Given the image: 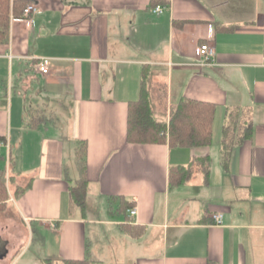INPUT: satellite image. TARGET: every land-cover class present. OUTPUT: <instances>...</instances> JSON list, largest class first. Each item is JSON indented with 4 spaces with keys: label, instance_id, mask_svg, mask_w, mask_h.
Segmentation results:
<instances>
[{
    "label": "crops",
    "instance_id": "obj_1",
    "mask_svg": "<svg viewBox=\"0 0 264 264\" xmlns=\"http://www.w3.org/2000/svg\"><path fill=\"white\" fill-rule=\"evenodd\" d=\"M28 1L39 6L34 21L12 18L0 43V141L10 144L9 158L0 149V176L14 219L0 236V264L18 257L30 221L55 228L56 261L264 264V0ZM208 40L214 61L200 64L195 50ZM42 57L46 73L36 67ZM144 70L158 119L181 96L215 104L209 145L128 141ZM228 108L246 112L252 135L225 163ZM83 144L80 206L70 186ZM179 164L192 175L171 183Z\"/></svg>",
    "mask_w": 264,
    "mask_h": 264
},
{
    "label": "trees",
    "instance_id": "obj_2",
    "mask_svg": "<svg viewBox=\"0 0 264 264\" xmlns=\"http://www.w3.org/2000/svg\"><path fill=\"white\" fill-rule=\"evenodd\" d=\"M28 0H0V43L9 39L10 22L12 18L21 17ZM149 73L144 70L141 81L140 95L129 102L127 138L130 142H168L170 146H200L212 142V122L215 113V104L187 96H181L170 106L168 120L158 119L152 105V95L148 84ZM252 135V121L246 112L240 108H228L226 120L222 130L223 159L226 163L231 148ZM2 139V138H0ZM207 155L204 170L208 174ZM77 160L80 175L70 186L74 201L84 206L87 181L85 179L84 144L78 150ZM191 164H179L170 170L171 183H180L192 175ZM8 199V189L3 176H0V203ZM127 209L132 205L124 202ZM123 205V206H124ZM124 228L131 230L129 225ZM135 233L136 231H133ZM44 264H57L56 260L47 257ZM63 264H102L100 260L91 258H63Z\"/></svg>",
    "mask_w": 264,
    "mask_h": 264
},
{
    "label": "rangeland",
    "instance_id": "obj_3",
    "mask_svg": "<svg viewBox=\"0 0 264 264\" xmlns=\"http://www.w3.org/2000/svg\"><path fill=\"white\" fill-rule=\"evenodd\" d=\"M150 93H151V89H150ZM152 102H153V98H152ZM161 117L163 118V116ZM195 167L197 169V165ZM10 187L12 193L15 196L13 185L10 184ZM88 203H90V205L92 203H95V208L97 209V211L103 209L102 203L100 204V201H95L94 198L88 201ZM8 210H10V207L6 202L0 203V236H2V232L10 228L9 225L12 227L14 226L13 225L14 219L10 217L11 213H9ZM25 229H26V240L23 244H21L18 251H16V253H14L13 255L18 257L16 258L14 257L15 259L11 257V260L13 261L15 260L12 264H44L43 259L49 257L48 255L50 254L49 253L50 243H52V245L56 243L55 240L56 233L53 230L55 228L51 226H47L43 223L41 224V222L30 221L29 228L27 226ZM88 235L91 236L90 231L88 232ZM89 236L88 239L90 240L91 237ZM56 262L57 264H63L62 261H56Z\"/></svg>",
    "mask_w": 264,
    "mask_h": 264
},
{
    "label": "built area",
    "instance_id": "obj_4",
    "mask_svg": "<svg viewBox=\"0 0 264 264\" xmlns=\"http://www.w3.org/2000/svg\"><path fill=\"white\" fill-rule=\"evenodd\" d=\"M163 8H164V5L159 3V4H156L154 6L153 10L155 12H162ZM38 10H39V6L37 5V3L34 1H29L23 10L22 16L17 17L16 19L25 20L28 22H33L34 21V14ZM210 35H213V32H211ZM195 55L198 58L200 64L211 63L214 61L215 47L211 43V41L208 40V41L203 42L197 46V48L195 50ZM48 64H49V59L42 57L36 63V67L41 72L46 73L48 71ZM2 145H6V147H7V158H9L10 157V144H9V142L8 141H0V149H1ZM136 212H137V209L135 206H131L130 208H128V213L130 215H135ZM222 218H223L222 212L212 213L213 223L220 224L222 222ZM52 225L55 226L54 224H52Z\"/></svg>",
    "mask_w": 264,
    "mask_h": 264
}]
</instances>
